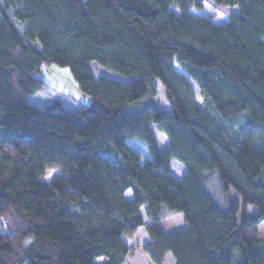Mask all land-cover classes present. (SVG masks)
I'll list each match as a JSON object with an SVG mask.
<instances>
[{
    "label": "trees",
    "instance_id": "1",
    "mask_svg": "<svg viewBox=\"0 0 264 264\" xmlns=\"http://www.w3.org/2000/svg\"><path fill=\"white\" fill-rule=\"evenodd\" d=\"M211 1L237 11L216 22L191 11L205 0H0V264H145L139 245L158 264L168 252L264 264V0ZM91 60L131 78H97ZM51 64L70 68L88 105L30 102ZM157 79L172 110L139 109ZM213 171L239 195L227 210L204 183ZM163 206L187 226L165 233Z\"/></svg>",
    "mask_w": 264,
    "mask_h": 264
},
{
    "label": "rangeland",
    "instance_id": "2",
    "mask_svg": "<svg viewBox=\"0 0 264 264\" xmlns=\"http://www.w3.org/2000/svg\"><path fill=\"white\" fill-rule=\"evenodd\" d=\"M191 11L198 15H206L212 17L216 22H223L229 17V14L233 11H237L236 5H217L211 0H205L204 8H192ZM25 26L24 23H19V27L23 29ZM91 69L95 77L107 76L110 78H116L123 81H127L131 78L130 75H126L115 71L97 60L90 61ZM175 66L180 71H185L180 63L175 62ZM42 77L46 79V86L43 89L38 90L30 96V102L38 106H46L55 100H60L62 103L73 110L79 109L82 105H88L91 101V98L86 93H83L77 84L74 76L72 75L70 68L65 66H60L56 64H51L49 66H43L41 70ZM154 86L156 92L154 94L148 93L141 100L137 101L136 105L139 109H144L148 105L158 104L163 109L171 111L172 106L168 100L165 93V86L160 79L154 81ZM196 89V96L199 102L203 101V94L200 87L196 82H194ZM240 122L245 123L246 119L241 118ZM157 144L160 150H163L167 143L168 138L166 132L163 129L154 127ZM127 144L137 152L141 154L142 161L147 158H150L151 154L148 150L147 144L145 141L139 139L138 137L129 138ZM171 172L178 178H181L185 172V165L177 158L171 160ZM59 172L58 168H48L43 179H50L56 173ZM205 185L213 195L215 201L221 206V208L227 210L229 208V201L238 197V193L234 188L229 190H224L221 187V180L217 171H213L208 174L205 179ZM132 196V190L129 189L126 193V197ZM250 213H256V207L249 205ZM145 218L148 220V217L145 215ZM160 223L165 233L171 234L180 230H183L187 226V222L182 211L171 210L166 206H163L162 215L160 217ZM259 236L264 238V220H261L258 223ZM137 253L145 254L142 249H136ZM146 259L145 263L147 264H158L153 263L149 257L145 254ZM132 257V256H131ZM106 259L105 256H99L96 258L98 264H102ZM161 264H176L175 258L172 252H168L166 259Z\"/></svg>",
    "mask_w": 264,
    "mask_h": 264
},
{
    "label": "crops",
    "instance_id": "3",
    "mask_svg": "<svg viewBox=\"0 0 264 264\" xmlns=\"http://www.w3.org/2000/svg\"><path fill=\"white\" fill-rule=\"evenodd\" d=\"M212 19H213V18H212ZM42 78H43L44 81L46 82V79L44 78V76H43ZM46 84H47V82H46ZM248 210H249V207H248ZM147 241H148V239H145V240L143 241L142 244L146 243ZM136 249H141V245L137 246ZM141 255L146 259L145 254H141ZM145 264H146V263H145ZM147 264H148V263H147Z\"/></svg>",
    "mask_w": 264,
    "mask_h": 264
}]
</instances>
